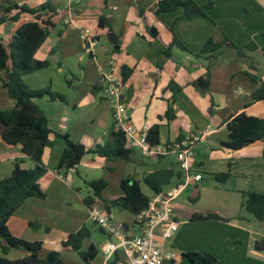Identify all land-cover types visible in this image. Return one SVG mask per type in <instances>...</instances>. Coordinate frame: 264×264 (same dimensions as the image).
<instances>
[{
    "label": "crops",
    "instance_id": "crops-1",
    "mask_svg": "<svg viewBox=\"0 0 264 264\" xmlns=\"http://www.w3.org/2000/svg\"><path fill=\"white\" fill-rule=\"evenodd\" d=\"M46 1L16 0L19 5L35 9ZM54 1L58 4L60 21L35 54L36 60L50 61L51 65L24 77L32 89L51 88L67 97L66 101H51L48 97L36 100L46 113L51 130L68 134L72 141L87 148L110 139L115 123L112 108L102 96L101 79L103 72L112 70L110 63L114 61L117 72L122 74L124 67L131 71L122 91L129 123L140 133L159 125L160 145L148 154L134 149L131 161H109L99 155H87L75 173L63 179L57 166L66 143L52 136L53 146L46 147L43 153L47 172L39 181L47 197L28 199L10 218L11 233L26 241L42 242V259L58 251L64 264H87L77 252L64 246L68 237L83 226L88 227L91 219L90 208L84 204L83 183L88 186L99 174L105 179L110 174L103 192V198L109 200L122 195L124 178L133 177L141 182L144 193L151 199L154 193L144 183L146 175L163 168L178 170L176 156L164 154L167 146L211 126V133L196 148V173L203 178L191 183L192 198L180 197L176 201L180 227L167 247L177 258L165 264H197L182 257L190 251H205L221 264H264V251L256 248L258 241H264V221L260 223L242 207L243 192L264 194V141L240 150L222 145L229 140L227 120L231 116L245 112L264 118V100L253 99L254 91L264 84V54L260 51L264 48V0H211L214 6L208 9V14L213 21L204 17L182 19L183 9L157 16L158 0ZM196 1L203 4L205 0ZM102 17L109 26L100 27ZM23 18L34 19L29 15ZM67 18L72 20L70 25L63 24ZM11 31L12 25H0V39L6 44L10 42ZM86 31L88 37L84 39ZM174 35L194 51L201 50L210 38L222 44L226 36L239 46L255 42L259 50L245 49L244 57L224 45L212 56L191 55L178 48H173L171 55L160 53L170 46ZM208 73L209 89L196 86L195 82ZM248 74L257 77V81ZM173 82L181 87L178 94L171 89ZM94 86L98 87L95 91ZM15 104L0 83V109H11ZM171 108L174 118L169 119ZM16 162L24 169L35 167L21 146L9 145L0 137V180L12 175ZM227 172L230 177L226 182L217 181L215 174ZM206 174L221 185L214 187L221 196L215 194L218 202L208 212H217L227 222L194 219L195 214L205 210L198 202L200 189L209 190L203 185ZM176 182L174 179L164 190ZM111 184L115 186L112 193ZM88 196H93V192ZM114 211H117L114 227L128 237L136 233V224L130 229L128 217L118 208L112 209L111 217ZM201 227H207L210 234L200 236ZM110 238L99 249L91 232L83 250L94 244L98 255L103 254L106 244L118 241L112 234ZM28 253L25 248H13L7 258L16 260ZM102 257L105 264L104 254ZM95 260L93 264H98Z\"/></svg>",
    "mask_w": 264,
    "mask_h": 264
},
{
    "label": "trees",
    "instance_id": "trees-1",
    "mask_svg": "<svg viewBox=\"0 0 264 264\" xmlns=\"http://www.w3.org/2000/svg\"><path fill=\"white\" fill-rule=\"evenodd\" d=\"M105 1L107 3L108 0ZM213 6L214 2L211 0H205L203 4H199L196 0H158L155 14L160 16L163 13L183 9L182 19L204 17L213 21L208 14V9ZM25 15L33 16L34 19H24ZM60 18L58 4L54 0H47L38 9L19 5L16 0H0V25H12L10 42L6 44L0 39V83L16 102L11 109H0V137L9 145L21 146L24 153L35 162V167L31 169H24L16 162L12 175L0 180V264H64L62 255L58 251H52L47 258L42 259L40 252L43 243L40 241L30 242L15 237L8 225L10 218L28 199L33 197L45 199L47 197V194L41 189L39 181L47 172V167L43 163V153L46 147L53 146L52 136L61 138L66 143L57 166L59 172L66 171L71 167L76 168L87 155H99L109 161H131L133 154V150L127 144L125 133L116 127L106 143L96 142L92 148L74 142L68 134L54 132L49 127V119L36 100L48 97L51 101H66V97L54 92L51 88L32 89L25 82L24 77L51 65L50 61L36 60L35 54L55 31ZM109 25L106 18L100 19L101 28ZM171 29L174 32L173 26ZM223 45L236 49L239 57H244L245 49L259 50L255 42L239 46L226 36L222 44L216 43L213 38H210L201 50L194 51L174 35L170 46L161 50L160 53L171 55L172 49L178 48L191 55L212 56ZM260 51L264 54V48ZM130 75L131 71L124 67L122 69L124 83L129 82ZM250 77L257 81V77L252 75ZM195 85L208 90L210 86L209 73L207 77L198 79ZM97 88L94 86L93 91ZM171 89L175 94L181 91V87L174 82L171 83ZM253 99L255 101L264 100V84L254 91ZM167 116L169 119L174 118L172 108ZM227 128L229 140L222 142V145L228 148L240 150L264 141V118L241 112L227 120ZM147 144L149 150H155L160 145L159 125L153 126L147 132ZM229 177L230 172L215 174V178L219 182H226ZM181 178L182 173L176 168H163L146 175L144 183L153 193H160L166 186L171 185L174 179ZM87 185L93 189V196H87L84 199V204L90 209L96 204L103 203V207L109 214L113 208H118L137 216L150 203V197L144 193L141 182L133 177L124 178L121 181L122 195L109 200L103 198V192L108 187V181L105 178L91 180ZM243 195L245 201L242 207L245 211L252 214L256 220L264 221V194L243 192ZM196 200L193 199V201ZM194 219L229 221L217 212L195 214ZM90 237L89 228L83 226L78 232L68 237L64 246L68 250L77 252L87 264H93L98 255L97 248L91 244L87 251L83 250L84 241ZM13 248H25L29 253L23 258L11 260L7 258V254ZM256 248L264 251V241H258ZM182 257L197 264H221L219 260L214 259L205 251L186 252L182 254Z\"/></svg>",
    "mask_w": 264,
    "mask_h": 264
},
{
    "label": "built area",
    "instance_id": "built-area-1",
    "mask_svg": "<svg viewBox=\"0 0 264 264\" xmlns=\"http://www.w3.org/2000/svg\"><path fill=\"white\" fill-rule=\"evenodd\" d=\"M71 18L63 20V24L70 25ZM88 37V31L83 38ZM102 73V96L111 106L114 123L117 129L125 133L127 144L130 149H141L148 154L147 133H140L135 126L129 123V110L122 100V91L125 86L122 74L114 68ZM212 127L207 126L202 131L192 134L183 140H178L167 146L164 154L176 156L178 170L182 178L168 190L154 193L149 205L136 216V233L126 236L117 230L112 222L111 215L101 204H96L90 209V218L100 227L117 237L116 243H108L103 248L105 264H112L115 253L125 250L126 258L121 264H165L177 258V254L168 249L167 243L177 234L180 227L176 211V201L186 192L193 181L203 178L201 173H196V148L199 143L211 133ZM156 150V149H155ZM75 173V167L59 173L66 179Z\"/></svg>",
    "mask_w": 264,
    "mask_h": 264
},
{
    "label": "rangeland",
    "instance_id": "rangeland-1",
    "mask_svg": "<svg viewBox=\"0 0 264 264\" xmlns=\"http://www.w3.org/2000/svg\"><path fill=\"white\" fill-rule=\"evenodd\" d=\"M67 98V97H66ZM51 123V121H50ZM174 161H175V158H174ZM98 175V174H96ZM110 174L107 173V180L110 179V176H108ZM78 178V177H77ZM101 178V175L99 174L98 176H96V179H99ZM110 181V180H109ZM203 185L204 187H208L209 190L207 191H203V189H200L201 191V197H200V200L198 202L199 204V207L202 208V209H205L203 210V212H199V213H207L210 206H212L215 202H218V198L216 197L215 194H218L221 196V192H218L214 187L215 186H221L220 183H217V181H215L214 177L206 174L205 175V179L203 181ZM194 186H190V188L184 192L181 196L182 199H186L188 200V198H192V191H193V188ZM114 184H111V187L109 189V192L112 193L114 191ZM83 189L85 191V193L83 194V197H87L90 193L93 192V189L89 186H86L84 183H83ZM87 189V190H86ZM87 191V192H86ZM90 192V193H88ZM109 195V194H108ZM129 219V227L130 229L133 228L135 226V223H136V217L130 213L129 211H122ZM116 218H117V211H114V215H112V222L114 223L116 221ZM261 223V222H260ZM88 227L89 229L91 230L92 234H93V241L96 243V246L101 249V247L108 241H111L112 238H110V234H108V232H105L102 230V228L100 227V225L94 223L91 219L89 220L88 222ZM210 230L207 228V227H201L200 229L198 228V232H199V235L204 237V234L205 235H209ZM113 242H117V240H113ZM103 254H100L97 256L96 260H95V263H98V264H102L103 262ZM213 257V256H212ZM214 259H217L216 257H213Z\"/></svg>",
    "mask_w": 264,
    "mask_h": 264
},
{
    "label": "water",
    "instance_id": "water-1",
    "mask_svg": "<svg viewBox=\"0 0 264 264\" xmlns=\"http://www.w3.org/2000/svg\"><path fill=\"white\" fill-rule=\"evenodd\" d=\"M125 258H126L125 250H118L115 253V258H114L112 264H121V262L124 261Z\"/></svg>",
    "mask_w": 264,
    "mask_h": 264
}]
</instances>
